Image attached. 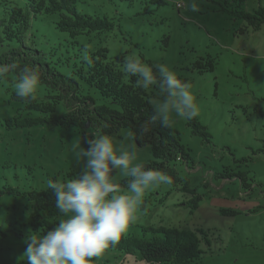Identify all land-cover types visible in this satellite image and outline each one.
<instances>
[{
	"label": "rangeland",
	"instance_id": "374dc122",
	"mask_svg": "<svg viewBox=\"0 0 264 264\" xmlns=\"http://www.w3.org/2000/svg\"><path fill=\"white\" fill-rule=\"evenodd\" d=\"M167 1L158 7L144 0H79L81 11L107 14L117 27L81 36L74 44L67 33L56 29L58 15H39L32 22L26 43L41 50L65 75L72 74L69 64L74 59L68 63L70 55L83 48L94 51L106 46L111 56L125 53L127 57H143V62L155 68L166 64L179 78L186 79L198 100L197 117L207 126L212 142L194 136L187 119H177L173 126L180 131L195 162L193 169L179 164L177 170L205 198L192 210L191 194L172 190L168 184L153 186L128 232L139 233L141 226L209 229L215 234L213 253L205 254L200 264H264V102L259 100L264 98V63L255 59L257 50L252 48L255 44L264 50V26L257 32L240 34L243 22L221 10L227 2L230 9L235 8V0H197L198 11L187 7L190 0H183L180 9L175 5L177 0ZM15 4L25 7L26 0H15ZM260 6L264 0H246L242 5L250 12ZM209 58L214 60V70L201 73L195 63L205 64ZM17 82L14 73L0 82V188L46 189L48 175L65 181L68 172L81 170L83 161L76 159L73 148L87 147L85 142L95 132L86 129L84 136V130L74 127L44 126L8 130L5 120L19 113L21 106L10 100ZM83 88L98 104L106 103L95 89ZM153 90L157 95L151 99L154 107L161 97L158 89ZM45 94L46 87L39 84L36 95L44 99ZM131 138L129 129L113 137L117 144L134 142L139 162L152 160L150 146H138ZM226 168L248 172V182L254 179L251 194L237 178H216ZM115 177L119 182L125 179L118 173ZM31 232L27 198L0 195V264H26L20 258ZM92 264L142 261L106 250L93 258Z\"/></svg>",
	"mask_w": 264,
	"mask_h": 264
},
{
	"label": "trees",
	"instance_id": "16d2710c",
	"mask_svg": "<svg viewBox=\"0 0 264 264\" xmlns=\"http://www.w3.org/2000/svg\"><path fill=\"white\" fill-rule=\"evenodd\" d=\"M78 1L26 0L25 7H19L15 0H0V66L9 67L0 82L8 80L11 73L16 74L19 79L24 68L32 66L40 73V85L46 87L44 99L35 93V100L22 99L13 90L10 100L20 103L21 106L19 113L5 120V127L8 130L37 126L74 127L84 130V136L87 134L86 129H92L95 134L88 137V140L95 135L118 136L122 129H129L138 146L151 148L153 159L143 164L167 172L172 177V182L168 183L172 190L191 194L193 197L189 204L192 210L197 209L205 194H200L196 188L191 187L190 182L182 178L177 170L179 164L193 169L195 162L191 150L183 144L180 131L174 126H162L155 118L151 99L157 96L153 90L156 87L148 90L139 88L137 78L123 71L127 58L125 53L111 56V50L106 46H100L94 51L80 49L68 58V63L74 59L73 63L69 64L72 66V74L65 75L58 71L41 50L26 43L32 22L39 15H58L56 29L67 33L74 40V44L78 43L77 39L81 36L101 34L117 27L114 19L107 14L81 11ZM128 1L133 3L135 0ZM235 1L238 2L235 8L230 9L227 2L226 6L221 5V10L243 22L239 33L249 34L261 30L264 26V6L250 12L242 7L246 0ZM144 2L158 7L169 3L167 0ZM175 5L177 7V2ZM14 43L17 47H11ZM4 47L8 49L1 51ZM85 49L92 57L91 64L83 59ZM144 60L142 57V61ZM206 60L205 64L199 61L195 63L201 73L214 70V60ZM13 65L15 67H11ZM180 79L187 82L186 79ZM84 85L95 89L106 103L98 104L91 94H85ZM259 100L264 102V98ZM187 125L194 136L200 137L206 143L212 142V135L207 126L202 124L198 117L187 119ZM242 161L248 162L247 159ZM79 172L71 170L65 178L72 179ZM216 178H237L245 192L251 194L253 191L254 179L252 183L248 182V172L236 173L226 168L217 173ZM48 179L58 180L57 177L49 175ZM120 185L126 188V179L122 180ZM5 194L27 198L33 232L46 233L63 217L55 208V196L49 188L22 191L17 187L4 185L0 188V195ZM222 212L227 214V211ZM213 240L215 234L212 230L200 227L185 230L177 227L141 226L139 233L127 232L117 245L107 250L138 257L142 264H200L205 254L213 253Z\"/></svg>",
	"mask_w": 264,
	"mask_h": 264
},
{
	"label": "clouds",
	"instance_id": "9594fccd",
	"mask_svg": "<svg viewBox=\"0 0 264 264\" xmlns=\"http://www.w3.org/2000/svg\"><path fill=\"white\" fill-rule=\"evenodd\" d=\"M187 7L199 10L197 0H190ZM252 48L257 50L255 59L264 63V50L255 44ZM83 59L92 63L87 49ZM8 71V66H0V79ZM123 71L137 78V87L158 89L161 99L154 105V111L162 126L172 127L177 119H194L199 115L191 84L182 81L170 66L160 64L154 69L134 55L125 59ZM40 82L39 71L26 66L16 83L15 94L35 100ZM85 143L87 147L73 148L76 159L83 161L80 172L66 182H48L55 196V208L65 218L46 233L34 231L26 237V248L20 258L26 264H92L93 258L117 245L128 232L146 192L153 186L172 182L164 170L139 162L134 142L117 144L111 135L103 134ZM114 173L126 179V188L121 187Z\"/></svg>",
	"mask_w": 264,
	"mask_h": 264
},
{
	"label": "built area",
	"instance_id": "2783aa9c",
	"mask_svg": "<svg viewBox=\"0 0 264 264\" xmlns=\"http://www.w3.org/2000/svg\"><path fill=\"white\" fill-rule=\"evenodd\" d=\"M182 6H183L182 3L178 4V2H177V7H178L179 9L182 8Z\"/></svg>",
	"mask_w": 264,
	"mask_h": 264
}]
</instances>
